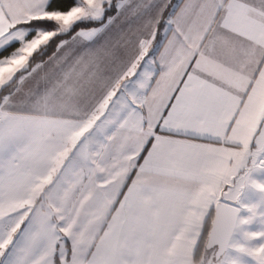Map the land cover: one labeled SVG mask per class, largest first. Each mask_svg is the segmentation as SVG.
Segmentation results:
<instances>
[{"label":"snow or ice","instance_id":"snow-or-ice-1","mask_svg":"<svg viewBox=\"0 0 264 264\" xmlns=\"http://www.w3.org/2000/svg\"><path fill=\"white\" fill-rule=\"evenodd\" d=\"M0 264H264V0H0Z\"/></svg>","mask_w":264,"mask_h":264}]
</instances>
